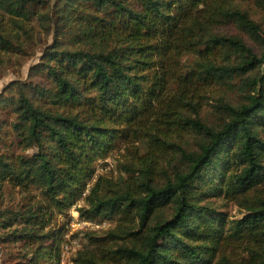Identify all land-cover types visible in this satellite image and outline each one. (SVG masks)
<instances>
[{
    "label": "trees",
    "instance_id": "1",
    "mask_svg": "<svg viewBox=\"0 0 264 264\" xmlns=\"http://www.w3.org/2000/svg\"><path fill=\"white\" fill-rule=\"evenodd\" d=\"M45 1L0 0V9L29 19ZM49 9L40 18L54 43L29 81L11 83L14 97L0 94L12 127L36 148L0 153V181L40 189L29 223L84 200L80 217L121 221L109 237L127 243L81 264H264V29L231 0H50ZM227 22L263 50L216 31ZM78 31L99 45L75 47ZM12 44L0 32V47ZM189 54L199 59L185 69ZM213 86L240 99L218 103L217 121L206 124L196 99ZM46 99L63 110L41 107ZM182 134L193 143H177ZM142 140L149 150L129 168L140 176L104 192L103 177L91 183L97 161ZM165 148L177 155L166 166ZM213 196L245 214L228 216L206 201Z\"/></svg>",
    "mask_w": 264,
    "mask_h": 264
},
{
    "label": "rangeland",
    "instance_id": "2",
    "mask_svg": "<svg viewBox=\"0 0 264 264\" xmlns=\"http://www.w3.org/2000/svg\"><path fill=\"white\" fill-rule=\"evenodd\" d=\"M231 1L233 6L242 9L264 29V8L259 7L254 0ZM45 3V6L38 8L37 16L29 19L16 17L0 9V32L13 42L9 49L0 47V94H5L7 98L14 97L16 93L15 87L11 88V83L29 81L31 69L40 63L43 51L54 43L53 28L40 18L41 13L46 14L47 10L50 12V0ZM216 31L241 36L246 42L253 44L257 51L263 50L234 23H223ZM83 37V31L70 34L75 47L98 46L100 43V40H85ZM198 59L196 54L186 55L182 60L184 68L189 69ZM226 99L236 102L240 97L227 92L221 86L202 90L196 99V102H199L198 117L200 116L206 124L215 123L219 116L215 106ZM38 103L45 109L63 110L61 104L55 103L53 99L41 100ZM188 113L196 117L194 111L189 110ZM15 120L13 111L0 107V153L10 157L20 154L32 156L36 148L25 145L12 127ZM183 135L178 136L176 142L182 146L191 145L193 138ZM148 150L149 146L144 140L120 145L110 156L97 161L96 175L91 183L94 184L100 176L103 177L106 184V187L102 188L104 192L109 183L115 186L135 180L140 173L129 168L146 155ZM176 156L175 151L165 148V152L161 153L160 162L163 161L164 166L170 165ZM40 198V189L36 186H16L8 181H0V264H81L77 259L85 257L107 260L111 259L108 248L127 243L125 240H113L109 237L110 232L121 228V221L92 220L101 223L99 228H81L76 225V213L80 207H86L84 200H80L65 213L55 211L44 225H36L34 220L33 224L29 223L33 208L37 201L40 202ZM207 199L206 201L230 217L241 218L245 214L236 202L226 198L213 196ZM78 215L81 218L79 212ZM23 237L27 238L22 239ZM103 238L105 239L100 241ZM111 262L109 264H115L113 260Z\"/></svg>",
    "mask_w": 264,
    "mask_h": 264
},
{
    "label": "built area",
    "instance_id": "3",
    "mask_svg": "<svg viewBox=\"0 0 264 264\" xmlns=\"http://www.w3.org/2000/svg\"><path fill=\"white\" fill-rule=\"evenodd\" d=\"M89 188H90V184L88 185L87 190L84 192V196L89 192ZM76 214H77L76 216L77 221L75 223H77L76 225L81 226V228L83 227L99 228L101 225V223H98V222H95L89 219L79 218L78 212Z\"/></svg>",
    "mask_w": 264,
    "mask_h": 264
}]
</instances>
